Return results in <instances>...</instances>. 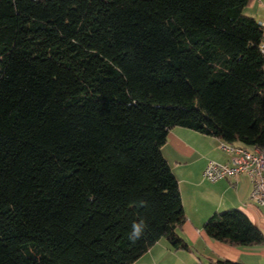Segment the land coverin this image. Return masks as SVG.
I'll return each instance as SVG.
<instances>
[{
    "label": "trees",
    "instance_id": "1",
    "mask_svg": "<svg viewBox=\"0 0 264 264\" xmlns=\"http://www.w3.org/2000/svg\"><path fill=\"white\" fill-rule=\"evenodd\" d=\"M249 2L0 0V264H132L161 238L187 248L168 132L264 150ZM203 231L264 243L238 209Z\"/></svg>",
    "mask_w": 264,
    "mask_h": 264
},
{
    "label": "crops",
    "instance_id": "2",
    "mask_svg": "<svg viewBox=\"0 0 264 264\" xmlns=\"http://www.w3.org/2000/svg\"><path fill=\"white\" fill-rule=\"evenodd\" d=\"M244 13L264 22V0H250ZM223 144L220 139L183 127L168 132L161 153L178 183L185 220L175 232L187 248L175 250L161 238L132 264H216L218 260L264 264V243L234 247L210 239L203 231V224L211 215L238 209L264 237V206L251 200L252 186L246 175L214 183L203 177L209 161L229 162V155L221 149Z\"/></svg>",
    "mask_w": 264,
    "mask_h": 264
},
{
    "label": "built area",
    "instance_id": "3",
    "mask_svg": "<svg viewBox=\"0 0 264 264\" xmlns=\"http://www.w3.org/2000/svg\"><path fill=\"white\" fill-rule=\"evenodd\" d=\"M262 29V40L259 50L264 68V22L258 21ZM221 149L229 155L228 163L209 161L203 170L206 181L214 183L221 179H232L239 175H246L252 186L250 198L260 206H264V150L248 151L241 146L223 144Z\"/></svg>",
    "mask_w": 264,
    "mask_h": 264
},
{
    "label": "clouds",
    "instance_id": "4",
    "mask_svg": "<svg viewBox=\"0 0 264 264\" xmlns=\"http://www.w3.org/2000/svg\"><path fill=\"white\" fill-rule=\"evenodd\" d=\"M140 206H146V202L141 201ZM146 228L147 223L144 218H140L139 220L134 221L128 234L129 241L135 243L137 240H139L143 236Z\"/></svg>",
    "mask_w": 264,
    "mask_h": 264
}]
</instances>
